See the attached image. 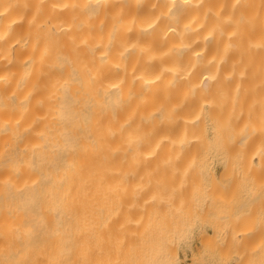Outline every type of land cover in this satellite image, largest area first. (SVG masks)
Here are the masks:
<instances>
[{"label": "bare ground", "instance_id": "6f19581e", "mask_svg": "<svg viewBox=\"0 0 264 264\" xmlns=\"http://www.w3.org/2000/svg\"><path fill=\"white\" fill-rule=\"evenodd\" d=\"M182 246L264 264V0H0V264Z\"/></svg>", "mask_w": 264, "mask_h": 264}, {"label": "rangeland", "instance_id": "374dc122", "mask_svg": "<svg viewBox=\"0 0 264 264\" xmlns=\"http://www.w3.org/2000/svg\"><path fill=\"white\" fill-rule=\"evenodd\" d=\"M183 247V246H182ZM180 248V253H179V255H180V260H179V263L180 264H188L191 260V257L190 258H188V256H191L190 254V250H189V248L186 246H184L183 248ZM183 249H184V252H183ZM183 253H184V256H183ZM184 257V258H183ZM187 257V258H186ZM186 258V259H185ZM183 259V260H182ZM190 264H191V262H190ZM193 264V263H192Z\"/></svg>", "mask_w": 264, "mask_h": 264}]
</instances>
